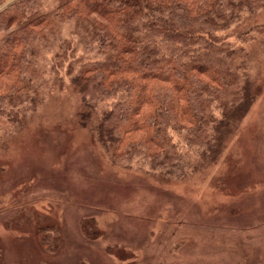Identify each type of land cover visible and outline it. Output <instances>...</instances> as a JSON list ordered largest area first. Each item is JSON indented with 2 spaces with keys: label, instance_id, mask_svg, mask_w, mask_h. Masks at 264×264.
<instances>
[{
  "label": "trees",
  "instance_id": "trees-1",
  "mask_svg": "<svg viewBox=\"0 0 264 264\" xmlns=\"http://www.w3.org/2000/svg\"><path fill=\"white\" fill-rule=\"evenodd\" d=\"M263 11L264 0H0V133L27 125L70 63L76 125L108 163L170 180L189 175L193 153L216 166L257 102L242 45L264 26L227 32Z\"/></svg>",
  "mask_w": 264,
  "mask_h": 264
},
{
  "label": "rangeland",
  "instance_id": "rangeland-1",
  "mask_svg": "<svg viewBox=\"0 0 264 264\" xmlns=\"http://www.w3.org/2000/svg\"><path fill=\"white\" fill-rule=\"evenodd\" d=\"M261 26L264 11L245 14L227 34ZM254 37L242 46L256 104L222 160L193 153L182 180L108 163L76 125L71 64L49 75L29 123L0 133V264H264V34Z\"/></svg>",
  "mask_w": 264,
  "mask_h": 264
}]
</instances>
